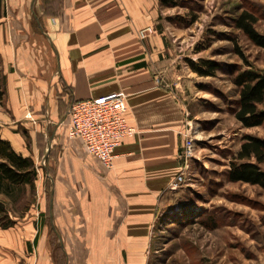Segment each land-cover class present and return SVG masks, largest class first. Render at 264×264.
Wrapping results in <instances>:
<instances>
[{
    "label": "crops",
    "instance_id": "obj_1",
    "mask_svg": "<svg viewBox=\"0 0 264 264\" xmlns=\"http://www.w3.org/2000/svg\"><path fill=\"white\" fill-rule=\"evenodd\" d=\"M5 3L0 136L15 152L52 169L51 176L45 171L57 241H68L60 226L79 229V242L136 241L138 228L165 222L176 209L178 154L195 108L159 24L160 1ZM118 93L126 96L127 119L137 133L122 141L113 167L106 168L79 139L68 138L67 112L72 101ZM36 242L35 234L0 227V264H47ZM95 254L119 258V252Z\"/></svg>",
    "mask_w": 264,
    "mask_h": 264
},
{
    "label": "rangeland",
    "instance_id": "obj_2",
    "mask_svg": "<svg viewBox=\"0 0 264 264\" xmlns=\"http://www.w3.org/2000/svg\"><path fill=\"white\" fill-rule=\"evenodd\" d=\"M159 1V24L165 29L171 57L176 59L175 70L195 105L183 130L195 149L184 180L174 185L181 186L171 201L176 209L165 214L167 221L138 228L136 241L79 242L75 239L82 234L79 229L60 226L68 239L60 244L49 223L53 188L45 171L48 162L43 166L36 157L33 187L15 189L10 197L0 194V201L14 221L9 228L35 234V250L47 264H264V189L225 179L242 136L264 139V123L245 128L235 119L237 92L232 83L238 72L249 67L264 72V49L251 44L234 27L236 16L248 10L257 17L255 28L264 34V0ZM5 4L0 0V16ZM235 43L249 65L234 53ZM200 59L218 64L213 76L191 71L188 62ZM48 171L51 176L52 169ZM207 215L217 218L215 226L202 223ZM102 251L119 252V258H95V252Z\"/></svg>",
    "mask_w": 264,
    "mask_h": 264
},
{
    "label": "trees",
    "instance_id": "obj_3",
    "mask_svg": "<svg viewBox=\"0 0 264 264\" xmlns=\"http://www.w3.org/2000/svg\"><path fill=\"white\" fill-rule=\"evenodd\" d=\"M164 3L169 0H162ZM256 15L248 10H242L234 19V27L242 32L251 44L264 49V34L255 28ZM234 53L247 65L248 62L235 43ZM191 71L199 76H213L218 64L214 61L200 59L199 62H188ZM236 88L237 99L233 115L245 128L255 127L264 123V72L249 67L238 72L232 79ZM235 160L229 164L226 179L230 182H242L257 185L264 189V139L253 135H243ZM254 159V161H252ZM36 177L34 162L30 157L14 151L9 141L0 136V194L10 197L15 189L25 185L33 187ZM175 219H178V217ZM217 218L207 215L202 223L213 227ZM14 221L10 218L3 202L0 201V227H12Z\"/></svg>",
    "mask_w": 264,
    "mask_h": 264
},
{
    "label": "built area",
    "instance_id": "obj_4",
    "mask_svg": "<svg viewBox=\"0 0 264 264\" xmlns=\"http://www.w3.org/2000/svg\"><path fill=\"white\" fill-rule=\"evenodd\" d=\"M67 136L79 139L88 155L104 167L112 168L115 150L126 138L133 137L137 130L127 119V101L122 93L101 95L69 104ZM183 141L178 154L181 162L174 183L183 181V175L190 167L194 143L189 133H182Z\"/></svg>",
    "mask_w": 264,
    "mask_h": 264
}]
</instances>
